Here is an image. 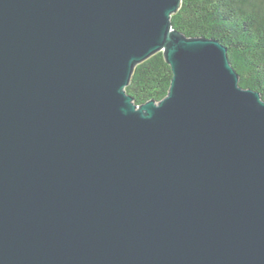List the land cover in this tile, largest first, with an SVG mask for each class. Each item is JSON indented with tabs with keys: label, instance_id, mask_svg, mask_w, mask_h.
<instances>
[{
	"label": "water",
	"instance_id": "1",
	"mask_svg": "<svg viewBox=\"0 0 264 264\" xmlns=\"http://www.w3.org/2000/svg\"><path fill=\"white\" fill-rule=\"evenodd\" d=\"M181 5L0 0V264H264V100Z\"/></svg>",
	"mask_w": 264,
	"mask_h": 264
},
{
	"label": "trees",
	"instance_id": "2",
	"mask_svg": "<svg viewBox=\"0 0 264 264\" xmlns=\"http://www.w3.org/2000/svg\"><path fill=\"white\" fill-rule=\"evenodd\" d=\"M171 23L187 38L221 43L240 87L260 93L264 100V0H182ZM171 79V69L159 52L135 68L125 91L136 105L160 102Z\"/></svg>",
	"mask_w": 264,
	"mask_h": 264
}]
</instances>
